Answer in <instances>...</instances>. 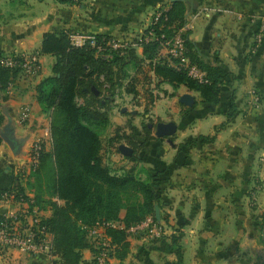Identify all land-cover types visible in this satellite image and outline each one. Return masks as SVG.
<instances>
[{"label":"crops","instance_id":"crops-1","mask_svg":"<svg viewBox=\"0 0 264 264\" xmlns=\"http://www.w3.org/2000/svg\"><path fill=\"white\" fill-rule=\"evenodd\" d=\"M48 1L53 6L48 11L54 9L51 14H46L45 0H0V51H34L40 55L41 63L33 79H17L0 92V190L19 186L34 200L39 195L30 183L33 179L23 177L19 167L33 142H48L51 137V120L38 102L36 89L52 75L56 59L49 55L51 66H42L48 56L40 54L43 34L61 30L104 34L119 42L120 47L136 46L142 56L143 48L135 42L150 28L158 9L167 8L172 0H79L70 2L68 18L62 21L59 9L66 5ZM183 1L187 8L184 28L191 32L202 60L208 65L219 63L228 72L230 82L221 87L220 102L212 104L202 102L198 92L183 85L176 88L161 82L147 66L143 70L151 76L150 83H140L136 96L123 91L116 97L110 123L116 121L113 125L122 134L146 142L145 134L129 129L134 127L130 119L134 117L135 123L141 116L155 123L174 121L178 129L172 142L156 137L152 130L155 138L147 141L139 153V167L159 174L162 180L157 187L160 200L156 215L166 226V234L154 244L141 242L134 246L129 240L127 255L123 259L112 257L110 264H163L175 260L172 236L182 240L183 264H261L264 246L253 238V218L255 213L261 219L264 207L253 211L252 190L258 157L264 155V40L256 45L254 37L264 19V0ZM21 6H26L27 11L18 14ZM11 8L15 11L11 12ZM138 77L143 82V75ZM185 93L196 99L186 116L183 113L190 107L180 102ZM122 95L136 100L134 109L126 105L118 108ZM232 99L234 112L230 110ZM7 127L14 130L16 137L24 138L18 154L3 139ZM203 136L215 138L205 143ZM260 166L264 171V161ZM9 207L14 206L0 198V217ZM44 210L46 217L51 216L48 205ZM132 234L138 240L143 238L142 232ZM86 252L92 255L89 249ZM254 252L260 255L255 261ZM0 264L60 263L50 255L13 250L0 254Z\"/></svg>","mask_w":264,"mask_h":264},{"label":"trees","instance_id":"trees-1","mask_svg":"<svg viewBox=\"0 0 264 264\" xmlns=\"http://www.w3.org/2000/svg\"><path fill=\"white\" fill-rule=\"evenodd\" d=\"M186 11L183 0H172L167 8L158 9L160 16L156 19L154 17L142 39L135 42L142 46V56L138 55L136 46L131 44L108 48L102 54L91 45L73 44L67 30L43 34L40 54H50L56 57V62L53 65V75L42 80L36 89L38 102L51 120L53 152H42L38 170H48L53 195L65 203L44 200L39 196L35 197V202L43 209L48 205L52 210L51 216L46 217L44 223L53 234L52 250L59 257L60 264H75L79 251L83 249H91L94 254L97 252L87 241L86 231L77 225V221L82 222L83 229L112 222L123 225L124 227L107 225L105 228L114 245L112 257L123 259L130 246L128 229L147 216L158 220L155 205L160 200L157 187L162 180L159 174H153L144 168L140 169L149 175L145 180L136 178L130 169L124 174H114L102 160L100 133L110 125L116 97L123 91L136 96L140 83H150L151 76L144 74L143 70L146 66L161 82H168L176 88L183 85L190 91L198 92L202 102L212 104L220 102L221 87L230 82L228 72L219 63L208 65L202 60L200 50L187 29L182 32L187 56L191 63L206 72L204 81L193 79L186 70L173 66L161 56V43L164 40L162 35L170 38L183 29L186 25ZM150 32L155 34V38L144 40ZM109 40H113L111 36L96 35V41L102 44ZM4 55L6 54L0 51V92L8 88L20 71L19 68L2 65ZM139 74L143 75V82L139 79ZM234 105L232 99V112L236 110ZM192 109L187 108L184 116ZM230 119L231 115L227 121ZM120 131L118 127L115 135L110 137V144L126 141L134 149L133 155L128 158L134 163L139 162V153L145 149V143L155 138L152 129L145 126L146 142L143 143ZM214 138L202 137L205 143ZM129 188L143 193L144 201L132 202L126 209L122 193ZM10 190L23 193V189L16 186L0 190V198L5 191ZM124 208L126 213L122 218L120 214ZM261 220L264 227V212ZM177 241V236H172L171 249L175 251L176 259L166 260L163 264H183V251L177 246Z\"/></svg>","mask_w":264,"mask_h":264},{"label":"built area","instance_id":"built-area-1","mask_svg":"<svg viewBox=\"0 0 264 264\" xmlns=\"http://www.w3.org/2000/svg\"><path fill=\"white\" fill-rule=\"evenodd\" d=\"M79 1V0H73ZM156 12L155 19L160 16ZM185 28L178 31L174 36L165 38L161 43L160 54L167 57V61L173 66L186 70L188 75L193 79L203 82L206 72L198 65L191 63L187 56V49L182 32ZM72 43L77 46L91 45L99 53L105 54L108 48L120 47L116 40H109L105 44L96 41L95 34H71ZM255 44L260 45L264 40V19H262L255 31ZM155 38V34L150 32L146 38L147 41ZM38 61V56L20 53L16 55H4L1 59L2 65L12 68H22L32 71ZM44 151L43 144L40 140L32 143L26 159L20 163V173L23 177L28 178L31 171H36L40 164L41 154ZM29 164V166L27 165ZM1 199L13 204L6 212L1 215L0 220V254H7L13 250H18L28 254H45L50 255L53 246V235L44 223L46 219L45 210L38 205L34 199L18 191H5ZM124 227L117 222L97 224L88 229V236L93 239L95 249V264H110L114 245L106 233V226ZM144 232L150 234L153 238H162L166 234V226L153 216H147L143 221L128 229L129 233Z\"/></svg>","mask_w":264,"mask_h":264},{"label":"rangeland","instance_id":"rangeland-1","mask_svg":"<svg viewBox=\"0 0 264 264\" xmlns=\"http://www.w3.org/2000/svg\"><path fill=\"white\" fill-rule=\"evenodd\" d=\"M61 1L60 3L65 4L66 7L59 9L60 7H58V9L60 10V18L61 21L62 20H67V11L69 9V4L71 3H64L63 0H59ZM58 0H56V2H59ZM81 1V0H80ZM73 2H78V1H73ZM72 7V6H71ZM52 3L49 2L48 0H45V9H46V14H51V12H53V10L48 11L50 9H52ZM26 6H21L20 11H18V14H20L21 12H26ZM11 12L15 11L14 9H10ZM66 11V13H65ZM56 12V11H55ZM15 13V12H14ZM17 14V13H16ZM66 18V19H65ZM68 22V21H67ZM72 33H70L71 35ZM16 55V54H20V53H10L7 55ZM26 54L28 55H34L36 54L38 56V61L36 63V65L33 67L32 71H27L25 69L19 68V74L18 76L13 79V81L11 82V84L13 82H15V80L17 79H33L34 78V74L37 73L39 71V68L41 66L40 63V55L34 51H27ZM12 55V56H13ZM50 55V54H49ZM47 56V59L44 60V63H42V66H45L44 68L50 67L51 63L50 61L52 60L50 56ZM164 59H167V57H164L165 55H161ZM56 58V57H55ZM56 59H54V63ZM148 65V64H147ZM147 67V66H146ZM16 68V67H15ZM51 71H53V66L51 67ZM149 71V70H148ZM133 72V70H132ZM53 75V73H52ZM51 75V76H52ZM33 77V78H32ZM10 87V85L8 86ZM122 98L119 99V103H118V108L121 106H128L130 109H134L135 108V99L131 98V96H125L122 95ZM117 112H119V110H116L115 113L117 114ZM131 122L133 121V126L131 125V127L129 128L130 130L132 129V131L134 133H139L143 136V134H145V126L148 125L149 123H153L155 124V120L154 119H147L145 118V116H141V118L136 119L137 121H135L134 123V117L130 119ZM113 124L116 125V121L113 123H110L109 127L106 128V130L102 131L100 133V140H101V144H102V149H101V157L102 160L104 162V164L109 165V167L111 168L112 172L114 174H124V172L128 171L129 169L132 170L133 174L136 175V178H141V179H147V177L149 175H147L144 171H142L139 167V162L134 163V161H132L131 159L128 158V156L123 155L118 148V144H110V137L115 135V131H116V126H114ZM44 147V151L47 153H51L53 152V138L52 136L50 137V139L47 141H41ZM120 143H127L126 141H121ZM119 143V144H120ZM264 155H260L258 157V161H259V165L257 166V169L254 170L253 172V178H254V182H253V190H252V198H253V202H252V206H253V211L257 212L258 210H260L261 208L264 207V178L262 176H264V171H262L260 168L262 166H260V162H263L264 160ZM29 166V164H27ZM38 170V169H37ZM31 171V175L28 177L29 181L31 179H33L30 183L35 185V188L37 189V193L38 195L41 196H48L50 199L52 198H56L53 191V186H52V181L49 177V172L48 170H46L45 172L41 170V168L38 171ZM33 185V186H34ZM122 199L124 200V203L126 205V209L127 206L132 203V202H143L144 201V194L141 192H137L134 188H129L127 190H125L122 193ZM53 200V199H52ZM65 202L63 200H61L59 202V204H64ZM122 209L121 211V217L123 218L125 216L126 213V209ZM155 209H156V205H155ZM156 212V211H155ZM256 214L254 213V218H253V238L255 240H257L258 245H262L264 246V242H261V238L264 239L263 235H264V227H262V220L259 219V217H256ZM77 225L83 230L86 231V239L89 242V244H91V246L93 248H95V244L93 243V239L90 238L88 236V228L83 229L82 226V222L81 221H77ZM53 235V234H52ZM142 239L138 240L137 237H135L136 235H133L132 233H130V235L128 236V240L132 241V245L137 246L138 243L144 242L147 244H154L156 241V239L158 238H153L150 236V234H145L142 232ZM182 237V236H181ZM54 238V237H53ZM177 246L182 248V240H180V237L177 236ZM184 242V240H183ZM146 244V245H147ZM86 250L88 251V249H83L79 251V256H78V260L76 261L75 264H94V253L93 251H91V249H89L92 252V255H90V253L86 252ZM264 254V253H263ZM150 255V254H149ZM50 256L53 258V260H57L60 263V259L59 257L56 255L55 251L52 250V252L50 253ZM260 255H258V257L255 255L254 252V261L258 260ZM264 264V263H261Z\"/></svg>","mask_w":264,"mask_h":264},{"label":"water","instance_id":"water-1","mask_svg":"<svg viewBox=\"0 0 264 264\" xmlns=\"http://www.w3.org/2000/svg\"><path fill=\"white\" fill-rule=\"evenodd\" d=\"M98 94V92L96 91ZM180 102L184 105L192 108L196 104V99L193 95L189 93H185L181 95ZM122 111H125L124 109ZM148 127L154 130L155 136L158 138H169V141L172 142V137L176 134L178 126L174 121H159L155 124L149 123ZM3 139L6 140L13 150L18 154L21 151V146L24 144L23 137H16L14 130L10 127H7V133L4 134ZM120 152L125 156H132L134 153V149L126 144L119 145Z\"/></svg>","mask_w":264,"mask_h":264}]
</instances>
